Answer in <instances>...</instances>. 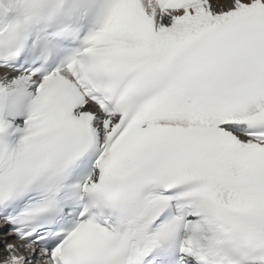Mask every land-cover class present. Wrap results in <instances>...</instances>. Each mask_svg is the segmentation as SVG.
<instances>
[{
	"label": "snow or ice",
	"instance_id": "6c2138e0",
	"mask_svg": "<svg viewBox=\"0 0 264 264\" xmlns=\"http://www.w3.org/2000/svg\"><path fill=\"white\" fill-rule=\"evenodd\" d=\"M70 2L49 26L93 7ZM99 24L54 68L66 27L0 46V264H264V0H104Z\"/></svg>",
	"mask_w": 264,
	"mask_h": 264
},
{
	"label": "clouds",
	"instance_id": "9594fccd",
	"mask_svg": "<svg viewBox=\"0 0 264 264\" xmlns=\"http://www.w3.org/2000/svg\"><path fill=\"white\" fill-rule=\"evenodd\" d=\"M39 3V7H35ZM21 19L18 22L30 21L32 24L39 23L46 10L48 0H18Z\"/></svg>",
	"mask_w": 264,
	"mask_h": 264
}]
</instances>
